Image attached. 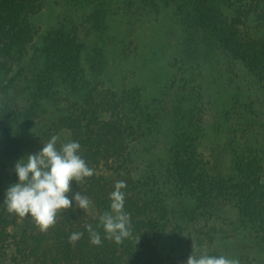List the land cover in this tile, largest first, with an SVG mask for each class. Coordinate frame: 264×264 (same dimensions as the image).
<instances>
[{
    "label": "trees",
    "instance_id": "trees-1",
    "mask_svg": "<svg viewBox=\"0 0 264 264\" xmlns=\"http://www.w3.org/2000/svg\"><path fill=\"white\" fill-rule=\"evenodd\" d=\"M45 3L0 0V264H186L192 252L240 261L229 252L238 235L264 251V0H56L55 22L40 32ZM160 5L185 35L168 82L151 98L138 86H108V50L89 51L86 38L114 31L118 10L134 29ZM208 128L225 154L203 156ZM53 135L57 148L79 142L95 169L69 194L92 204L84 212L73 200L41 232L4 200L17 161ZM117 181L126 182L131 218L119 244L97 227ZM74 232L83 236L70 243Z\"/></svg>",
    "mask_w": 264,
    "mask_h": 264
},
{
    "label": "clouds",
    "instance_id": "clouds-1",
    "mask_svg": "<svg viewBox=\"0 0 264 264\" xmlns=\"http://www.w3.org/2000/svg\"><path fill=\"white\" fill-rule=\"evenodd\" d=\"M58 136L43 144L41 151L30 154L17 161L14 171L18 182L9 186L4 200L7 211L19 217L30 215L41 232L55 227L57 216L72 208L73 200L84 212L91 207V200L76 192L71 196V182L77 184L94 175L95 169L88 166L79 154L81 145L70 141L57 148ZM125 181H117L115 190L110 194V210L99 216V224L105 233L104 239L119 244L131 235V218L124 211ZM90 243L99 246L101 235L91 224L86 225ZM83 236L74 232L69 242L75 243ZM186 264H240L238 258L224 255L212 256L206 252L196 255L194 252L187 258Z\"/></svg>",
    "mask_w": 264,
    "mask_h": 264
},
{
    "label": "rangeland",
    "instance_id": "rangeland-1",
    "mask_svg": "<svg viewBox=\"0 0 264 264\" xmlns=\"http://www.w3.org/2000/svg\"><path fill=\"white\" fill-rule=\"evenodd\" d=\"M55 1L46 0L43 14L41 13L36 22L40 32L55 22ZM160 7L162 10L159 14L146 15L134 29L133 25L129 23L130 19H125L124 22L120 21L126 16L121 10H118L112 16L116 20L114 21V31L109 30L108 35L103 38L96 36L86 38L89 51L96 47L94 45L102 47L103 44L108 50L105 72L106 79L109 81L108 86L112 88L138 86L142 88L145 98L159 96L172 73V63L180 58L181 51L185 46V35L171 19L168 11L171 9L167 10L162 5ZM234 119L236 122L246 121L245 119ZM215 137L208 128L209 144L208 146L206 143L204 144L207 146L206 149H200L206 159L216 156L219 150L224 151V154L226 152L222 147V142L220 143ZM142 158L143 156L136 160L138 172L145 169L146 163ZM226 159L222 172L228 175L231 160L229 156ZM89 209L91 211V207ZM230 216L233 219L237 217L234 212ZM230 242V253L235 250V254L244 255V258L240 259V264H264V251L256 246L251 239L241 238V235H238L234 240L231 238ZM243 246L245 248L238 249Z\"/></svg>",
    "mask_w": 264,
    "mask_h": 264
}]
</instances>
